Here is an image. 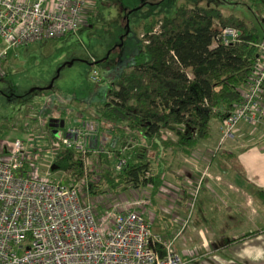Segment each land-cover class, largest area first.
Here are the masks:
<instances>
[{"label":"built area","instance_id":"1","mask_svg":"<svg viewBox=\"0 0 264 264\" xmlns=\"http://www.w3.org/2000/svg\"><path fill=\"white\" fill-rule=\"evenodd\" d=\"M90 14V0H0V58L5 48L74 32L80 24L87 23ZM238 35L234 27H222L212 37L211 45L232 44ZM139 38L147 42L142 33ZM254 46L255 58L239 89V100L218 122L214 153L225 141L235 139L242 125L264 136V35ZM91 77L96 79L94 71ZM163 133L172 137L170 131ZM32 140L25 136L14 139L0 153V264H191V257L201 254L199 247L185 251L183 255L188 257L173 249L179 231L166 241L155 237L144 210L146 205L107 210L109 196L90 192L105 167L98 155L109 159L111 154L100 147L102 136L95 134L87 120L81 119L78 127L68 124L59 135L64 147H72L82 156L87 175L81 179H51L49 167L58 148L29 144ZM48 154L50 160L41 173L37 163ZM89 157L96 159L95 168ZM29 162L34 169L27 174L24 166ZM124 165L122 156L113 162L115 171ZM196 190L193 188L189 195L191 210ZM145 200L146 197L141 203ZM98 204L104 217H96ZM104 219L110 224L98 229L96 221ZM156 244L161 252L154 247Z\"/></svg>","mask_w":264,"mask_h":264},{"label":"trees","instance_id":"2","mask_svg":"<svg viewBox=\"0 0 264 264\" xmlns=\"http://www.w3.org/2000/svg\"><path fill=\"white\" fill-rule=\"evenodd\" d=\"M227 26L239 31L237 41L212 46V37ZM142 34L147 42L140 38L138 52L110 82L102 100L86 106L93 115L87 121L91 129L108 136V142L102 140L105 149L107 143L113 145L111 160L98 155L105 167L91 193L95 188L116 191L149 185L153 198L166 153L177 150L188 156L209 137L211 120L219 122L239 100V89L255 58L254 45L261 39L240 17L199 6H179L171 17L146 25ZM59 116L68 120L64 110ZM46 129L47 141L58 148L49 170L61 172L66 181L87 175L80 153L60 142L62 130L54 135L48 124ZM164 130L172 137L165 136ZM127 139L136 143L131 149H120ZM118 156L125 158V165L115 171L113 162ZM154 247L161 252L159 245Z\"/></svg>","mask_w":264,"mask_h":264},{"label":"rangeland","instance_id":"3","mask_svg":"<svg viewBox=\"0 0 264 264\" xmlns=\"http://www.w3.org/2000/svg\"><path fill=\"white\" fill-rule=\"evenodd\" d=\"M90 5L91 14L87 23L80 24L74 32L4 49L0 58V153L11 141L24 136L33 139L29 144L51 149L46 129L51 118L58 123L57 127H49L54 135L68 124L78 127L81 119L92 120L93 115L86 106L102 100L110 82L138 52L141 46L139 34L145 26L162 17H171L179 6L218 8L224 15L232 13L240 17L255 29L259 38L264 35V0L254 4L248 0H90ZM92 71L96 73V79L91 77ZM60 110H64L69 121L59 116ZM215 122V119L211 120L210 126ZM100 136L108 142L104 132ZM41 141L44 143H37ZM135 143V139H127L125 150L131 149ZM99 145L105 149L104 142L99 141ZM112 149L107 143L105 150L111 154L108 160L113 156ZM89 158L95 168L96 159ZM49 160V154L42 156L37 170L41 173L45 171ZM24 168L30 174L34 164L29 162ZM50 177L58 180L64 175L50 171ZM94 190L109 196V201L105 202L108 203L105 206L107 210L151 205L149 187ZM144 197L147 201L142 204ZM176 197L173 204L181 206L182 221L186 222L190 203L184 206L183 202H179V196ZM173 204L169 200L164 205L170 208ZM102 210L101 204H98L97 218L105 216ZM169 217L157 216V222L147 218L151 233L160 241L169 239L168 232H163V228L170 225ZM109 224L108 219L96 221L98 229Z\"/></svg>","mask_w":264,"mask_h":264},{"label":"crops","instance_id":"4","mask_svg":"<svg viewBox=\"0 0 264 264\" xmlns=\"http://www.w3.org/2000/svg\"><path fill=\"white\" fill-rule=\"evenodd\" d=\"M218 137L216 120L209 137L188 156L177 150L166 153L169 160L154 198H149L151 205L144 207L146 217L157 222V216H170L163 232L172 238L179 231L173 249L183 257H188L185 251L201 248L191 264H264V136L242 125L236 138L221 144L216 154ZM196 187L182 227L183 211L173 200L179 196L185 206ZM169 200L173 205L167 208Z\"/></svg>","mask_w":264,"mask_h":264},{"label":"water","instance_id":"5","mask_svg":"<svg viewBox=\"0 0 264 264\" xmlns=\"http://www.w3.org/2000/svg\"><path fill=\"white\" fill-rule=\"evenodd\" d=\"M48 126L49 127H57L58 126L57 120L53 119V118L49 119L48 120ZM92 141H95V138H93Z\"/></svg>","mask_w":264,"mask_h":264}]
</instances>
